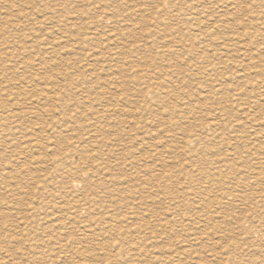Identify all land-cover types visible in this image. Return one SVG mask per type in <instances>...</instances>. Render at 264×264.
Returning <instances> with one entry per match:
<instances>
[{
    "label": "rangeland",
    "instance_id": "obj_1",
    "mask_svg": "<svg viewBox=\"0 0 264 264\" xmlns=\"http://www.w3.org/2000/svg\"><path fill=\"white\" fill-rule=\"evenodd\" d=\"M188 1L0 0V264H264V0Z\"/></svg>",
    "mask_w": 264,
    "mask_h": 264
},
{
    "label": "bare ground",
    "instance_id": "obj_2",
    "mask_svg": "<svg viewBox=\"0 0 264 264\" xmlns=\"http://www.w3.org/2000/svg\"><path fill=\"white\" fill-rule=\"evenodd\" d=\"M190 1V0H189ZM188 1V2H189ZM207 1V0H206ZM198 3H199V1H197ZM205 2V1H204ZM204 2H201L200 1V3L199 4H201V3H204ZM208 2V1H207ZM206 2V3H207ZM195 2H193L192 4H194ZM197 4V3H196ZM195 4V5H196ZM190 7H191V5H190ZM190 7H189V9H190ZM195 7V6H194ZM194 10H195V8H193V7H191V9L189 10V11H192L190 14H189V12H188V14H189V16H188V18H187V20L190 22V25H191V29H190V31L191 32H189V34H191V36H194V35H196V28H199V27H196L195 29H194V27H195V22H197V23H200L202 20H200L201 19V16L202 15H200V13H195L194 12ZM184 15H186V13L184 14ZM127 17V16H126ZM131 17V16H130ZM129 17V18H130ZM182 17V16H181ZM184 17V16H183ZM184 18H186V17H184ZM206 20V19H205ZM204 20V21H205ZM185 21V20H184ZM205 22H207V21H205ZM195 23V24H194ZM202 24H205V23H203V21H202ZM198 25V24H197ZM202 26V25H201ZM204 27H205V25H204ZM203 27H201L200 28V30L202 29ZM204 29V28H203ZM193 31V32H192ZM205 32V31H204ZM210 32V31H209ZM208 32V33H209ZM263 32V31H262ZM201 33H202V31H201ZM201 33H200V35H201ZM208 33H206V35H204V36H207V34ZM213 34H211V36H212ZM190 36V35H189ZM203 36V35H202ZM209 37V36H208ZM195 38V37H194ZM206 38V37H205ZM47 101H49V103L51 104H48L49 106H50V111H45V113L47 114V115H52L53 116V118L52 119H54V114L55 113H58L56 110H55V108H56V102H54V101H52L51 99L50 100H47ZM66 103V102H65ZM71 103V102H70ZM100 104V103H99ZM63 105H65L64 103H63ZM98 105V104H97ZM62 106V105H61ZM75 106V105H74ZM89 106V111H92V106H93V102H90V101H88V100H83V101H78V102H76V108H74V109H72V110H70V108H68L69 110H68V113H66L65 112V114H63V116H65L66 118L68 117L69 119H71V120H75L76 118H78V117H81L82 116V114L83 113H85L83 110H80V109H85V108H87ZM95 106V105H94ZM101 107H98L99 109H101L100 110V115H101V117H108V116H112L113 115V113H115L114 112V110L112 109V105H106V104H101L100 105ZM66 107H67V105H66ZM59 108V107H58ZM61 110V109H60ZM65 110H67L66 108H65ZM64 110V111H65ZM96 110V109H95ZM60 112V111H59ZM61 113V112H60ZM89 113V112H88ZM94 113H96V112H94ZM57 115V114H56ZM60 116H61V114H59ZM86 115V114H85ZM90 115H92V114H90ZM59 116V117H60ZM62 116V117H63ZM87 116V115H86ZM93 116V115H92ZM91 116V117H92ZM97 116H99V115H97ZM83 117H85L84 115H83ZM90 117V118H91ZM94 117V116H93ZM56 118H58V115L56 116ZM55 118V119H56ZM64 118V117H63ZM62 118V119H63ZM88 118V117H87ZM95 118H96V116H95ZM94 118V119H95ZM98 118V117H97ZM96 118V119H97ZM60 119V118H59ZM80 119V118H79ZM83 119V118H82ZM98 119H100V116H99V118ZM98 119H97V121H98ZM105 119V118H104ZM113 119V118H112ZM77 120V119H76ZM106 120H108V119H106ZM54 121H56V120H54ZM62 121V120H61ZM64 121H65V119H64ZM67 121H69V120H67ZM78 121V120H77ZM76 121V123H78ZM85 121V120H84ZM83 121V122H84ZM92 121V120H91ZM100 121V120H99ZM102 121V120H101ZM100 121V122H101ZM60 122V121H59ZM69 122H71V121H69ZM68 122V123H69ZM75 122V121H74ZM74 122H72V123H74ZM87 122V121H86ZM95 122V121H94ZM107 122V121H106ZM62 123V122H61ZM71 123V124H72ZM88 123H89V119H88ZM104 124H106L105 122H103ZM109 123V122H108ZM110 123H111V121H110ZM50 124H51V122H50ZM53 124V123H52ZM59 125H60V123H58ZM84 124V123H83ZM87 124V123H86ZM95 124H97V123H95ZM94 124V125H95ZM56 125V124H55ZM79 125V124H78ZM108 125V124H107ZM106 125V126H107ZM110 125V124H109ZM52 126V125H51ZM67 126H68V124H67ZM71 126V125H70ZM82 126V125H81ZM89 126H90V124H89ZM74 127V126H73ZM87 127V126H86ZM96 127V126H95ZM71 127H69V129H70ZM75 128V127H74ZM82 128V127H81ZM84 128H85V126H84ZM90 128H92V127H90ZM96 128H99V127H96ZM101 128V127H100ZM103 128V127H102ZM50 129V128H49ZM77 129V128H76ZM83 129V128H82ZM52 130V129H51ZM74 130V129H73ZM81 130V129H80ZM84 130V129H83ZM100 130V129H99ZM107 130V129H106ZM105 130V131H106ZM108 130H110V129H108ZM66 131H67V129H66ZM77 131H79V130H77ZM77 131H75V132H77ZM87 131V130H86ZM93 131V130H92ZM60 132H61V130H60ZM98 132V131H97ZM107 132V131H106ZM105 132V133H106ZM58 133H59V131H58ZM58 133H57V136H58ZM62 133V132H61ZM71 133V132H70ZM84 133V132H83ZM87 134H85V136H86ZM90 135V134H89ZM63 136V135H62ZM65 136V135H64ZM88 136V135H87ZM80 138V137H79ZM83 138H81V140H82ZM88 139V138H87ZM64 140V139H63ZM77 141V140H76ZM80 141V140H79ZM74 144V143H73ZM72 146V145H71ZM79 146H80V144H79ZM73 147V146H72ZM76 148H77V146H76ZM73 149V151L75 150L74 148H72ZM76 152V151H75ZM78 152V151H77ZM77 152H76V154H77ZM79 152H80V150H79ZM73 153V152H72ZM61 164V163H60ZM73 165V164H72ZM71 167H73V166H71ZM70 168V167H69ZM67 170V169H66ZM72 171V170H71ZM66 174L68 173L67 171L65 172ZM69 173H71V172H69ZM70 175V174H69ZM68 175V176H69ZM71 175H73V174H71ZM65 176V175H64Z\"/></svg>",
    "mask_w": 264,
    "mask_h": 264
}]
</instances>
